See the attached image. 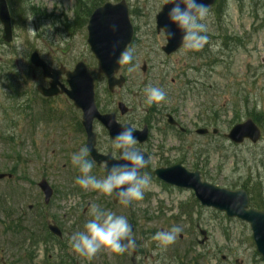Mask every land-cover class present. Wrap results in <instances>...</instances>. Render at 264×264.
I'll use <instances>...</instances> for the list:
<instances>
[{
  "label": "rangeland",
  "instance_id": "rangeland-1",
  "mask_svg": "<svg viewBox=\"0 0 264 264\" xmlns=\"http://www.w3.org/2000/svg\"><path fill=\"white\" fill-rule=\"evenodd\" d=\"M92 1L28 0L25 28L16 24L13 42L9 45L0 42V173L14 174L11 181L0 182V210L5 206L14 212V217L23 218L26 226L30 217L45 218L47 224L55 223L66 233L68 244L65 248L52 240L40 242L28 238L23 247L11 248L8 242L14 237L2 233L5 215L1 213V241H7L8 245L3 259L9 264H130V255L126 258L104 248L90 260L70 248L69 236L83 230L92 218L90 205L96 204L126 217L128 222L131 219L137 226L134 234L141 251L140 264H234L237 259L243 264H264L249 226L201 207L192 191L169 189L152 174L166 164L167 167L181 164L189 171H199L203 180L221 188L238 190L258 185L264 190V139L258 146L250 143L237 146L223 136L236 123L264 111V0H224L219 15L215 8L208 9L203 21L207 26V42L198 50L183 46L172 56L162 53L165 37L156 32L155 17L163 0H125L135 31L129 46L134 55L132 64L128 65L133 68L129 72L130 81L136 80L142 97H145L142 87L167 85V109L193 131L185 137L167 130V139L153 133L152 142L146 146L152 155L151 166L144 171L151 178V187L143 200L131 202V207L120 202L113 204V196L84 190L75 183L80 173L68 158L79 141L75 134H69L73 133L71 130H66L69 115L64 119L54 116L50 122H37L35 102L28 117L17 107L21 104L23 88L29 92L34 81L43 83L40 72L29 62L33 51L63 65H74L85 59L102 89V79L95 70L96 60L87 44L86 25L81 20L82 8L85 4L92 6ZM106 1L121 0H102V3ZM77 19L80 23L74 28ZM1 36L0 24V39ZM68 45L69 51L63 55ZM10 62L22 76L28 74L22 86L16 82L17 91L6 79L8 74H13L8 68ZM144 65L146 73L142 70ZM63 104L59 102L60 107ZM37 112L38 116L43 114V110ZM58 119L60 123L54 125ZM60 124L65 130H61ZM198 128H208L210 136L197 135ZM214 128L219 129L218 136L212 135ZM45 129H49L46 140ZM101 140L108 142L104 136ZM91 174L98 179L104 176L94 167ZM42 178L56 191L46 208L37 186ZM106 204L112 209L107 210ZM30 205L36 211L31 212ZM173 226L181 229L175 242L167 248L158 247L152 236ZM200 230H206L208 235L203 245ZM26 231L38 234L42 229L31 225ZM28 251L33 262L27 260Z\"/></svg>",
  "mask_w": 264,
  "mask_h": 264
},
{
  "label": "water",
  "instance_id": "water-1",
  "mask_svg": "<svg viewBox=\"0 0 264 264\" xmlns=\"http://www.w3.org/2000/svg\"><path fill=\"white\" fill-rule=\"evenodd\" d=\"M197 2L203 3L209 8L215 3V0H197ZM170 8L171 5L164 0L162 10L156 16V30L158 33L163 31L166 37V45L162 48L166 55H171L183 45V33L168 19ZM0 22L3 26V40L6 43L12 42L13 26L6 0H0ZM112 26H115V31L112 30ZM87 29V41L91 52L97 60L98 72L105 76L110 90L116 85L121 86L123 79L118 80L115 78L121 65L117 64V60L120 53L130 45L134 35L133 24L125 1L118 4L107 2L96 9L89 20ZM67 51L68 49L64 53ZM30 62L42 70L45 78L51 80L48 89L42 86L38 88L44 96L53 97L65 93L74 102L75 106L82 110L83 125L88 136L87 148L93 159L99 164L102 161L107 162L106 174L113 165L125 163L120 159L113 160L111 156L100 155L95 149L96 136L93 133V121L95 118H98L105 126L112 139L122 131L123 127L116 123L113 116L99 114L95 105L94 79L86 64L83 62L78 63L73 71H66L64 67L55 69L49 66L37 52L31 54ZM63 75L67 76L68 87L61 82ZM198 133L206 134L207 130H198ZM134 136L137 141L143 143L147 140V130L136 131ZM227 137L238 144L242 143L246 138H250L256 143L260 138V132L255 124L248 120L246 123L234 127ZM145 157L147 158L148 156L145 155ZM154 174L168 184L193 189L202 205L217 208L225 211L229 217H237L249 222L257 250L264 259V213L248 209L249 199L245 191L231 192L202 182L199 172L190 173L181 165L161 168L156 170ZM6 177L11 178L12 176L0 174V180ZM39 187L45 194V203L48 204L53 195V189L45 179L39 183ZM115 198L116 200L118 199L116 195ZM49 228L53 234L62 237V233L57 226L51 225ZM132 261L136 264L134 257ZM237 264L241 263L237 262Z\"/></svg>",
  "mask_w": 264,
  "mask_h": 264
},
{
  "label": "clouds",
  "instance_id": "clouds-1",
  "mask_svg": "<svg viewBox=\"0 0 264 264\" xmlns=\"http://www.w3.org/2000/svg\"><path fill=\"white\" fill-rule=\"evenodd\" d=\"M171 5L168 19L183 33L182 42L188 50L200 49L208 40L207 26L203 21L208 14V8L197 0H166ZM115 31V26H112ZM169 35H171L169 33ZM133 50L125 49L120 53L117 64H132ZM132 67L128 71L131 72ZM145 103L149 106L160 104L167 99L162 87L147 85L144 88ZM134 126L123 127L122 131L113 138V150H119V159L123 164L113 165L102 178L92 175L94 162L90 160L89 149L81 147L78 152L71 154V162L79 170L75 183L84 190L98 191L106 196L118 198L119 202L128 205L133 201H141L151 187V178L142 172L151 163L150 157L137 148ZM90 216L82 231H76L69 236L70 248L78 255L91 259L102 248L116 254H123L133 248L134 240L132 227L126 217L103 210L96 204L90 205ZM181 229L173 226L169 230L157 231L152 239L157 246L167 248L176 240Z\"/></svg>",
  "mask_w": 264,
  "mask_h": 264
},
{
  "label": "flooded vegetation",
  "instance_id": "flooded-vegetation-1",
  "mask_svg": "<svg viewBox=\"0 0 264 264\" xmlns=\"http://www.w3.org/2000/svg\"><path fill=\"white\" fill-rule=\"evenodd\" d=\"M48 60V59H47ZM49 63H51L53 66H58V61H51L48 60ZM88 63V62H87ZM60 66H64L63 64H60ZM66 69L72 70L75 67L74 65H67L65 64ZM40 72V71H39ZM121 73L125 75L126 77V83L121 88H115L112 92L107 90V83L102 84V89L99 88L98 84L96 86V106L98 108L99 113L102 115H113L115 120L121 124V125H130L134 126L136 129H143L147 127L149 129V140L146 142L145 146L150 144L152 142V135L153 132L159 133L160 136L167 139V130H170L174 133H181L182 136L188 137L193 134L192 130H188L183 127L181 121L179 120V117L176 116L175 113L172 112V110L167 109V99L165 102H161L160 104H153L152 107L147 105L145 103L146 97H142L141 93L138 91V83L130 81L129 79V73L125 74L124 71V64L122 65ZM40 80L43 81L42 85L47 87L49 85V81L44 79L40 72ZM62 82L65 83L66 79L65 77L62 79ZM164 91L167 93V85H164L162 87ZM37 93L34 92V95L32 96L33 92H31V96H25L24 100L26 111H28V107H31V110H33L34 102L36 105V116H37V122L45 121L50 122L54 116L57 118L64 119L66 116L69 115V126L66 125V130H71L73 133H69L70 135L75 134L76 140L79 141V144L76 149L72 150L69 158L71 159V154L75 151H79L81 147L87 148V136L85 129L83 127L82 123V112L81 110H78L74 103L70 101L65 95H59L57 97L47 98L42 96L38 91ZM64 102L63 106H59V102ZM29 102V103H28ZM148 106V108L146 107ZM38 107V108H37ZM37 110L41 113V110H43V114H39ZM29 112H27L25 115L28 117ZM167 113H171L175 121L177 122L176 125L169 126L167 125ZM44 114H47V118H44ZM143 114H148L147 117L143 118ZM58 119V122L54 123V125H57V123H60ZM257 123V122H256ZM258 124V123H257ZM259 125V124H258ZM61 130H65L60 124ZM93 127L95 134L97 136V149L101 153L104 154H111L113 157H118L119 150H113L112 148V142L113 140L109 139V135L107 130L103 127L101 122L97 119L93 121ZM49 129L44 130V138L45 140L48 138ZM51 130L53 131V127L51 126ZM261 131L264 136V128L261 127ZM56 133V132H55ZM67 133V132H66ZM101 136H104L107 138V141L102 142ZM54 138L57 140L58 143L61 142L60 138L57 134H54ZM52 142H55V140H52ZM109 143L111 145H109ZM109 145V146H108ZM139 147V145H136ZM196 147V146H195ZM197 149V147H196ZM65 167V166H64ZM164 167H167V164L164 165ZM99 169H102L104 171V165L99 166ZM30 211H36L35 207L33 205H30L29 207ZM1 212L5 215L3 226H2V233H6L7 229H9L10 221L8 220V215L5 211L1 210ZM23 220V218L15 217L16 221ZM34 224L35 221H38V216L36 215L34 218L30 220ZM7 241H1L0 236V264H9L7 260L3 259V254L7 253ZM9 244V242H8ZM8 256H10L8 254Z\"/></svg>",
  "mask_w": 264,
  "mask_h": 264
},
{
  "label": "trees",
  "instance_id": "trees-1",
  "mask_svg": "<svg viewBox=\"0 0 264 264\" xmlns=\"http://www.w3.org/2000/svg\"><path fill=\"white\" fill-rule=\"evenodd\" d=\"M102 0H93V8H95L99 2ZM27 2V0H8V3L11 7V13H12V20L14 25H19L21 26V28H25L27 21L26 19H24L23 17L25 16V12L27 13L28 10L25 7V3ZM221 5L218 6L219 9H221ZM34 9V8H33ZM13 72V75L11 76V78L9 79L10 82V86H12L11 88H13L15 91H17V86L16 82H20V77L19 74L16 70V66L12 65L11 63V68H10ZM21 86V85H20ZM23 95V90L21 91L20 96ZM17 107H21V105L19 104ZM9 230L11 231L10 233L14 235V237H16V240H20V238H25L26 236V228L24 227L23 223L20 221H11L10 222V227ZM18 242V241H17ZM22 245V244H19Z\"/></svg>",
  "mask_w": 264,
  "mask_h": 264
}]
</instances>
